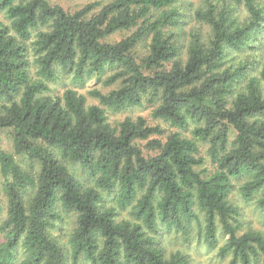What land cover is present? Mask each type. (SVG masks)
Returning <instances> with one entry per match:
<instances>
[{
  "label": "trees",
  "instance_id": "16d2710c",
  "mask_svg": "<svg viewBox=\"0 0 264 264\" xmlns=\"http://www.w3.org/2000/svg\"><path fill=\"white\" fill-rule=\"evenodd\" d=\"M192 3L0 0V264H264V0Z\"/></svg>",
  "mask_w": 264,
  "mask_h": 264
},
{
  "label": "rangeland",
  "instance_id": "374dc122",
  "mask_svg": "<svg viewBox=\"0 0 264 264\" xmlns=\"http://www.w3.org/2000/svg\"><path fill=\"white\" fill-rule=\"evenodd\" d=\"M52 3L60 4L65 10L68 11H74L78 8H81L84 4L88 2V0H50ZM193 3V8L198 7L200 0H190ZM243 14V11H241ZM197 27H201V31L205 33L207 31L206 26H200V24H196ZM121 37L120 33L113 34L111 36V39L118 40ZM260 44L257 45L258 51H248L250 54V57H254L255 53L260 55L259 58V65L264 66V34L262 39H260ZM93 83L90 81L88 86H92ZM59 88H61L59 86ZM103 91L109 90V87L105 88L102 87ZM85 92V90H82ZM89 102H97L95 99L88 98ZM150 109L149 108H134L127 111H122L120 113H109V119L111 121L113 120H120L126 115H130L133 118L136 116H149ZM0 147L6 151L13 152V144L11 141V137L9 132L7 130L0 131ZM202 150H205V146L202 148ZM25 165V164H24ZM207 165V164H206ZM233 198V201L237 203L241 209L242 213V221L243 226L248 228H257L262 229L264 231V225L261 222V214L259 213L258 209L256 208L254 204V200L245 201L241 198L240 193L235 189V192L233 195H231ZM126 214V212H123L120 214L121 217H123ZM193 234V233H192ZM164 244L166 245L167 251L181 248L188 252L189 256L194 262H197L198 264H225L226 259H222L219 256H217L216 249H209L204 244L196 242L194 239L188 246L186 243L180 241V239L176 238L174 234H167L164 238Z\"/></svg>",
  "mask_w": 264,
  "mask_h": 264
}]
</instances>
